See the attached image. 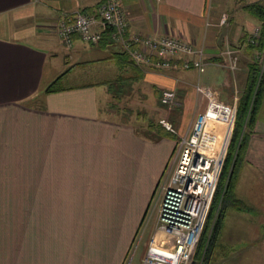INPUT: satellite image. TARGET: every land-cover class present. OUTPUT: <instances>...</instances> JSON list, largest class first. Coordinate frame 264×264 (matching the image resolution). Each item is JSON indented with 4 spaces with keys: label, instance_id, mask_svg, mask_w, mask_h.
<instances>
[{
    "label": "crops",
    "instance_id": "crops-1",
    "mask_svg": "<svg viewBox=\"0 0 264 264\" xmlns=\"http://www.w3.org/2000/svg\"><path fill=\"white\" fill-rule=\"evenodd\" d=\"M102 1L0 0V264H125L131 252L140 263L156 221L152 202L202 105L195 84L228 100L230 87L242 95L253 75L247 38L260 21L249 13L257 23H248L244 10L264 0H119L131 32L203 47L200 74L181 62L138 67L104 38L87 44L73 36V46H63L56 19ZM227 46L238 50L236 70L225 67ZM91 63L105 65L96 76H139L143 108L172 106L173 137L150 124L140 133L108 108L103 115L100 100L111 101L104 80L44 92L57 76L87 75L79 67ZM164 91H175V104L162 103ZM239 167V182L255 197L249 206L258 199L264 207V87Z\"/></svg>",
    "mask_w": 264,
    "mask_h": 264
},
{
    "label": "built area",
    "instance_id": "built-area-1",
    "mask_svg": "<svg viewBox=\"0 0 264 264\" xmlns=\"http://www.w3.org/2000/svg\"><path fill=\"white\" fill-rule=\"evenodd\" d=\"M222 22L226 17H222ZM60 43L73 46V36L87 44H98L106 35L138 67L154 65L161 69L177 67L203 73L206 58L203 47L172 35L154 37L129 30V21L119 0H103L91 12L62 15L54 22ZM260 25L252 28L247 41L255 47L252 63L259 74L250 100L264 70V49L258 48ZM225 67L236 70L238 50L226 47ZM195 91L204 104L192 119L188 130L179 137L170 170L158 189L156 221L144 257L138 264H190L201 239L211 203L223 170L233 136L241 92L234 86L228 100L212 85L196 83ZM164 104H175V91H164ZM173 132L168 122L161 120ZM125 264L134 263L131 252Z\"/></svg>",
    "mask_w": 264,
    "mask_h": 264
},
{
    "label": "rangeland",
    "instance_id": "rangeland-1",
    "mask_svg": "<svg viewBox=\"0 0 264 264\" xmlns=\"http://www.w3.org/2000/svg\"><path fill=\"white\" fill-rule=\"evenodd\" d=\"M226 1L231 2V0ZM244 12L247 14L248 23H252V25H255L257 23V19L250 15L246 9L244 10ZM69 65L73 64L70 63ZM69 65H67L66 67H68ZM66 67H64V70H61L60 73H63ZM101 68L104 69L105 65H103V67L100 64L96 66V63L84 65L83 67H79V69L84 70L83 72H85V74L87 75L64 76L57 81L56 86L66 87L81 83L94 84L97 81L104 80L105 83L109 85V89H111V95L109 96L111 101L109 102L108 107H106V103L102 99L100 100L101 105L105 107V110H102L103 115L105 114L107 116L106 108H108L112 112H114L115 115L117 113L116 116L119 121L122 120L135 123V125H137V131L145 134L149 133L147 132V126L148 124H150L155 128V131L157 133H160L161 135L162 130L160 129V126H162L161 120L163 119L165 122H168L169 125H171V128L174 131L171 132L163 126L162 127L171 133H176L173 122L171 121L172 115L170 114V112H172V106H160L152 112L150 110H147L146 108H143L141 106L143 98L141 97V94H138V91L136 89L137 83L133 82V77L136 76H96L98 72L100 74ZM194 77L195 76H192V78ZM233 88L234 86L230 87L228 97H230ZM237 89H239V87H237ZM201 103L202 105L204 104L203 99H201ZM196 113L197 110L194 112V114H192L187 127H189L190 122L196 115ZM173 156L174 153L172 155V159ZM240 173L241 168L239 167L236 175L237 180L234 187L235 189H233V198L236 199L238 198V196L243 198L241 199L242 202L240 204L237 203L240 207L238 208L237 205H234V202L232 201H230L225 206L215 241L211 249L209 250L207 258H202L203 252L199 254L201 258H197V246L190 264H264V207L260 205L262 203L259 202L258 199L255 200V204L252 203L253 205L249 206V199H253L255 197H253L254 194L250 192V188H248L246 180L242 178L241 182H239L241 178ZM236 186H240V192H238V187ZM218 189L219 182L216 190L218 191ZM157 198L158 193H156L151 207H153V205L155 207ZM212 203L209 214L212 208ZM219 203L211 216V228L214 225V219L216 218L218 213L217 211ZM211 228L209 229V232L211 231Z\"/></svg>",
    "mask_w": 264,
    "mask_h": 264
},
{
    "label": "trees",
    "instance_id": "trees-1",
    "mask_svg": "<svg viewBox=\"0 0 264 264\" xmlns=\"http://www.w3.org/2000/svg\"><path fill=\"white\" fill-rule=\"evenodd\" d=\"M242 1H245V0H242ZM246 10L260 21V34H259L257 46L259 49H264V3L247 4ZM103 38L109 41L106 35H104ZM248 46L252 50H254L255 48L253 45H250V44ZM120 53L125 55L127 57V61L133 64V62L128 58V56L124 52H120ZM251 71L253 75L249 76L248 86L245 89V91L242 93V95L240 96V100L238 103V109H237V118H236L235 128H234L233 136H232V139H231L228 151H227V156L225 159L223 170L220 176L219 189L216 192L214 201L212 203L210 214L208 215L201 239L199 241V245H198L197 253H196L197 258H201V256H199L201 252H203L202 258H207L209 254V250L211 249L215 241L216 234L218 232V228L222 220L225 206L230 201H232L234 202L233 203L234 205H237L238 208L240 207L238 204H240L241 201L238 200L237 198L236 199L233 198V189L235 187V183L237 180L236 179L237 171L243 159V154L246 148L248 129L252 127L255 121L258 103L260 100V95L264 87V70H263L260 83H259V87L255 93V98H254L252 107L251 109H249L250 100H251L254 86H255V83L257 81V77L259 74V67H257L254 64L251 67ZM62 77L63 76H57L54 81H52L50 84H48L45 87L44 92L50 93V92L60 90L61 86L60 87L56 86V83ZM136 77H139V76H136ZM160 129L162 128L160 127ZM161 135L173 137V133L167 130L163 131V129H162ZM218 203H219V207L217 211L218 213H217L216 218L214 219V225L211 228L210 227V220L212 221L211 216H212L213 211H215ZM210 228H211V231H210L211 233L209 232Z\"/></svg>",
    "mask_w": 264,
    "mask_h": 264
}]
</instances>
